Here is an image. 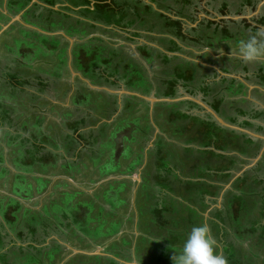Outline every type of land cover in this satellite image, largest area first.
<instances>
[{
  "label": "rangeland",
  "instance_id": "obj_1",
  "mask_svg": "<svg viewBox=\"0 0 264 264\" xmlns=\"http://www.w3.org/2000/svg\"><path fill=\"white\" fill-rule=\"evenodd\" d=\"M8 1L10 2V0ZM121 1L123 2L124 0ZM230 1L228 0V2ZM134 6L135 3L130 2V8ZM4 7L6 9L4 1L0 0V27L5 24V21L1 20V18L3 19L1 11L4 10ZM44 14H46V9L42 10L39 5L35 4L31 11H25L21 15L19 21L11 22L10 28L0 33V119L1 114H4V110L9 111V119L7 121L9 124L4 126L5 132L0 134V221L5 225L6 233H11L12 238L23 245L21 242L26 240L25 236L29 232V226L25 221L19 224H7L6 219L10 220V210L6 212L7 215L2 216L4 210L8 208L7 205L14 199L21 203L22 208L17 210V212H13L12 216L14 215L16 218H19V215H21L24 217L26 210H29L30 214L25 218L28 219L33 228L38 232L37 234H40L43 228H45L44 226L46 228L52 227V229L58 227V231L61 234L58 238V242L60 243H65L67 240L72 243L77 242L78 239H82V237L78 236L81 233L80 236L85 234L92 242H99V244H103L106 247L107 251L118 254L122 244L127 242V245H131L132 241L130 242L128 236H123L119 242L109 243L107 241L109 235L116 234L120 231L123 226L122 222H124L122 216L125 217L124 223L126 226H130L131 217L133 218L134 215H138L137 227L145 234H157L161 236L162 224L159 221L160 219L165 221L163 227L166 233L170 234L166 239L171 243L175 241L174 244L176 247L172 251H167L170 252L171 257L175 256L182 250L184 241L192 227L205 225L204 222L202 223V219L195 208L196 206L202 208V196L199 194L202 188H200V183L197 184L192 179V176L200 174L202 169L209 167L207 166L209 159L206 157H208V154H214L209 152L203 153L201 151H198L197 154L194 152L196 150L188 149L187 147L184 149L180 147V144L183 142L185 145H189L190 141H192V143L194 142L198 146L201 143L193 140V136L198 131H202V133L207 131L206 128L192 119L190 121L184 120L180 115V112L184 113V111L180 110L181 108L176 105L156 108L153 115L155 122L160 131L166 133L167 129L169 130L170 142L166 144L164 141L159 140L161 143H164L159 151L160 156L157 153L158 151H154L153 154L149 152L145 153L138 144V140L146 137L145 133L151 126L148 123L150 117L147 116L150 113H137L136 106L144 102L141 101L140 103V100L133 97V100H131L132 103L128 104L126 110L123 111V116L116 120L117 125L114 124L112 127L111 125L102 124L93 133L94 141L96 140L97 143H102L96 151H94L95 147H93L92 150L84 152L75 165L74 162L67 161L73 149L70 145L71 141L67 139L65 132L71 130L70 127L80 121L78 120L80 118L79 116L84 115L86 112L91 114V112L96 111L97 115H104L111 106L112 98L107 93L97 92L98 90L95 88L91 89L86 83L87 80H90V85L100 84L105 80L103 76L99 78L98 72L93 70L95 66H103L108 73L118 70L120 67L124 71L125 67H127V76H129L127 80L136 83V88L145 85L146 89L153 84L158 91L162 88L161 80H164L163 78L166 74H163L162 68L158 66L159 63H155L150 69L151 71H145L146 73L141 72L139 67H145L143 66L145 60L140 59L141 51L139 52L140 62L135 57L129 60L128 64L123 62L124 52H127V50L125 45H122L121 41L118 40L119 38H115L108 31H102L105 40H96L94 39L96 37L92 36L94 34L91 35V33L86 34L83 32L89 27L87 24L84 26L78 25L81 34L78 33L75 37L69 36V39H71L69 43L67 38L63 39L60 36L62 32L59 34L58 32L56 33L57 26L55 27L53 25L50 28L46 26L45 18L43 19ZM31 16H34V18ZM249 16L251 17V15L246 17L249 18ZM75 17L79 16L73 15V18ZM151 18L147 20L150 24L149 26L157 22L153 16ZM69 23L71 22H67L65 25L74 24ZM61 24V27L68 31L63 26L64 22H61ZM35 26L39 29L37 30ZM73 26L75 27L76 25ZM155 27L158 28V25ZM44 29L47 32L42 31ZM90 30L91 32L93 31V29ZM199 34L200 37L203 36L208 40L212 37L207 31ZM243 38L240 36L237 39ZM212 41L213 43L215 42L214 44L217 49L206 50L208 52L205 54L208 53V56L204 57L210 63L215 60L216 63L218 61V64L222 62L225 64L224 62H228L224 59L225 56H232L233 58L240 56L238 47L235 44L233 46L231 43L229 48H227L228 51L224 50V47L219 46L220 35L214 37ZM159 43L165 46L160 40ZM189 44L192 48V54L185 53V56L195 58L196 61L205 64L204 61L199 59V55L196 54L198 47L194 44ZM74 45L79 51H82L80 60L83 62V65L78 61L79 59L74 58L72 60L71 49ZM65 48L67 50L70 48L68 51L69 54L65 51ZM73 56L79 55L73 53ZM106 59L112 60L103 62ZM256 61L245 62L244 64L252 69L259 67L260 63L263 62L259 59ZM175 62H179V60H175ZM235 64L233 63V65ZM194 67V65L188 66L191 71L194 70ZM197 70L202 71L203 69L200 68ZM96 71H99L98 68H96ZM72 72L74 73L73 75ZM121 73L122 70L119 69L117 74ZM147 73H151L153 78L150 79L146 75ZM12 74L15 75L14 79L17 82H21L22 79L26 83V85H23L24 91H21L20 87H16V85L10 87L9 84L10 82L12 83L10 75ZM134 77H136V82L133 81ZM75 86L77 90L72 92L71 89ZM208 86L213 90V85L209 84ZM215 90L217 91L218 89L215 88ZM135 92L133 91V93ZM76 104H81L84 107L87 106L89 110L82 109L84 111L79 112V110L77 111V109L72 107V105L77 107ZM10 117H12L11 123ZM38 117L41 119V123H37ZM127 124L131 132L120 129L121 131L118 132V136L116 130ZM211 129L213 128H208V131ZM41 132L52 140L46 141L47 149L51 148L54 150L53 144H57L59 148L58 154L52 157H48L50 155L47 153L48 151H40L38 156L46 155L47 157L40 158L41 163L36 164V157L30 145L33 144L32 142L34 140H42L40 136ZM10 133L13 137L19 136L18 139L16 141L10 140ZM34 135L39 136L36 138ZM113 135H116L115 140L111 137ZM120 136L124 137V150L116 149L115 143L119 142ZM21 137L27 140V142L22 143V140H20ZM233 140L235 147L249 145L246 143L245 136L242 138L237 137L236 140L234 137ZM223 141L225 143L228 142L226 137ZM61 143L63 144L62 146ZM16 149L22 151V154H20L22 155L21 158L26 160L24 165L26 163L32 165L34 162L32 167L25 168L27 171L25 173V181L22 180V184H25L22 186V189L29 187L30 192L28 193L22 190L20 191V195L17 191L13 192L14 190H12L14 174L24 172L20 167L16 168L13 163L15 155L13 153L11 154V151ZM62 149L65 154H60V151H63ZM209 151L213 152L214 150ZM54 152L57 153V151ZM214 158H216L215 155ZM214 158L213 168L220 166L217 162H222L220 158L218 160ZM178 167L181 171L179 176L174 172V168ZM6 168L10 171V175L8 176L4 170ZM140 168L143 170L141 173L142 185L138 186V183L133 180L132 175L138 173ZM123 174H127L129 179L127 180V177L122 178L121 175ZM189 174L191 176L186 177ZM61 177H64L63 179L65 180L70 178L69 183L60 181L62 180L60 179ZM49 178L52 180H48ZM101 178H109V181L106 184L101 183V185L98 183ZM187 178L191 179L187 180ZM152 181H156V185L166 187L162 188L164 192H167V188L169 187L173 191L172 184L180 187L182 193L179 191V194L182 195L181 197L184 198L186 203H179L176 199L168 198L156 204L154 198L155 189L153 190L151 187ZM38 185L44 188L43 192L37 193L36 188ZM256 185V182L249 185V188L252 186V191H249L252 193L249 196L254 199H243L240 202L236 201L238 203L236 204L235 210L228 209L222 213L221 211L216 213L217 216L223 218L224 223L230 225V229L234 225V231L232 230V233L237 239L231 238V235L228 236L226 234V232L228 233L227 230L223 231V251L226 257L229 258L228 263L235 261L236 264H264V261L259 258L262 248L259 247L260 245L256 246L257 248L255 247L257 245L256 235L253 234L255 231H257L256 233L264 231L262 230L263 227H260V225L264 224V214L261 217L263 205L260 200V193L256 190L254 191ZM63 192L68 199L61 197L57 201L54 200L56 197H60V193L62 194ZM67 192L70 194H66ZM27 194H31V196L25 199V197L29 196ZM72 195L80 203H85L88 209H84L83 213L79 212V210L75 212L73 206L71 204L69 205L71 203L70 198L73 199ZM89 195L92 198L95 197L97 201L94 200L91 203L92 198ZM43 200H50L49 202L51 204L49 208L52 212H46L44 214V209L40 205ZM113 209H116L117 212H114ZM158 213L159 218H157ZM66 218H72L71 221H74L77 230L79 229L77 233L74 229L67 228L66 224L68 222L60 221ZM247 224L249 225L247 226ZM208 225L211 232L213 229L218 228L213 221L209 222ZM19 232H22L21 238L23 239L17 238L16 234ZM166 239H164V243ZM7 240L8 238L5 242ZM135 242L138 247V252L144 249L140 252L142 256L145 255V251L150 255L148 264H173L171 261L163 262L154 255L156 251H164L161 241L159 243H152L140 237ZM263 242L264 240L261 239L260 243L263 244ZM62 251L64 250L62 249ZM12 252L14 253L10 254V256L17 257L18 260L22 257V255L16 254V249H13ZM47 255L49 259L46 258ZM59 255H61V252L58 250V247H54L48 253H27L21 261L17 260V263L46 264L48 261L50 262L49 264H55V261H59ZM80 260L72 258L69 264H100L103 262L94 259V263H92L93 261L87 258ZM104 261V264H116L112 259H106Z\"/></svg>",
  "mask_w": 264,
  "mask_h": 264
},
{
  "label": "crops",
  "instance_id": "obj_2",
  "mask_svg": "<svg viewBox=\"0 0 264 264\" xmlns=\"http://www.w3.org/2000/svg\"><path fill=\"white\" fill-rule=\"evenodd\" d=\"M1 1H4L5 5H7V3H6L7 0H1ZM26 1H28V3L26 5V7L23 9H21L18 4H23L25 2L24 0L23 1H14L13 3L15 4V6L13 5V3L11 4L12 6L10 5V10H11V8L15 9V10L20 9L18 14H15V15L12 14L13 18H15L17 16L21 17V15L24 14L23 12H25V11H28V12L31 11L35 4L39 5L40 8L46 9V14H44L43 17L47 16V12L52 11L55 13H59L61 11V4L62 3L60 0H56L55 5L52 7L42 3L41 0H26ZM112 1L113 0H107L106 3H111ZM10 2H11V0H10ZM131 2L135 3V6L133 8H131V10L130 9L128 10L127 17L125 18L126 22L134 20L133 24L131 25L132 26L131 28H127L125 30H122L120 27L116 28L115 26H112V25L107 26V25H104L103 23H101L99 21L90 19L91 21L90 20L84 21V25L87 24V26L90 27V28L88 27L85 30V33L86 34L91 33V35L94 34V35H92V36L96 37L94 39L101 40V41L105 40L102 31H105V32L108 31L115 38H119L118 40L121 41L122 45L123 44L125 45V48L128 52V54H126V55L124 54V56H123V60L127 61V62L129 59H133V57L139 59V52L140 51L138 50V48L143 46V45H146L149 48H151V56L153 53H155V56H156L158 52L162 53L163 51H164V54H166L168 57H175L176 55L179 56V54H180L181 57L179 56L178 58L185 59L186 61L195 64V68L200 66V67L205 68L207 70L206 72H208V70H209L210 73H214V77H216V79L213 80V79H211L212 76H209V77L206 76L205 69L202 71H200V70L194 71V73H193L194 76L192 79V81H193L192 85L188 86L187 89H189V90L191 89L193 91L195 90V93H196L198 91V89H200L202 86H204L205 81L209 79L208 81H211V83L214 87L213 90L216 93H219L220 96L225 95L224 97L226 98V101H224V104L222 106L223 108L221 107L220 113H217L216 111L215 112L229 124H232L230 122L231 119L233 117H235L236 115H238L237 110L232 109V111H230L229 117L224 116L221 113L223 112V110L231 108L230 103H229L230 98L228 97V90L231 89V92H233V91L236 92L239 90V88L237 85L238 83L233 87L229 86V85L227 86V84L223 85L222 82L225 78L231 79V80H237V82H241L244 85V87L246 88L243 91L244 93L236 94L237 96L230 99V100L243 99L246 109H248L250 111L257 110L259 112L264 111V84H259L260 79L257 78L260 75L259 69H258L259 67L252 68V69L248 67L247 73L242 72L241 69H240V71L237 70V71L232 72V73H227V72L225 73L222 70V66L220 64L214 65L213 63H208L207 62L208 60H205L203 54L208 52V51H206V50H208L207 48L200 49L196 52V54L199 55V59H201L202 61L205 62V64H204L202 62L200 63L199 61H196L195 58L186 57L185 53L192 54L191 53L192 48L190 47V45L183 44V43H181V47L178 45L181 48L180 52L166 53L168 51H166L164 46L159 44L158 39H159V37H164V38H168V39H171L174 37L171 35V33L160 34L158 29L152 30L151 26H149L150 24L147 22V20H149L152 17L151 16L152 11L156 12V13H162L166 16H167V14L170 15V12H167V11L165 12L164 10L160 9V7L157 4H152V2L150 0H131ZM94 5H95V2H91V6L89 7V9L91 11H94V9H95ZM147 7H150L151 11L147 10ZM147 11L150 13H148ZM38 13L40 14V12H38ZM175 14L173 13L172 16L170 17V18H172V20L175 19ZM248 15H251V17L250 16H249V18L246 17ZM246 16H245V19L248 18L247 20H251V23H249V24L256 27L257 25L254 22V20L257 18H260V17H264V0H261V2L257 4L254 11H252L250 9V11H248V14ZM20 17L18 18L19 20H20ZM31 17L34 18V16H31ZM35 18H36V16H35ZM142 22H144V24H142ZM153 24L155 25L156 23L154 22ZM84 25H82V26H84ZM35 28L37 30L39 29L36 26H35ZM90 29H93V31L91 32ZM261 30L264 31V27H262ZM42 31L47 32L45 29ZM78 31H80V30H78ZM52 33H54V32H52ZM78 33L81 34V31ZM78 33L76 32L77 35H78ZM42 34H44V33H42ZM114 34L117 36H115ZM69 40L71 42V39H69ZM177 44H180V42ZM152 51H154V52H152ZM130 55H132V56H130ZM140 59L145 60L143 62V66H145V67H143V68L141 67V70H140L143 73H146L148 70L151 71L150 69L152 68V66L155 63L158 64L157 61H159V60L155 59L156 61L153 62V60H154V58H153V59H150L149 62H147L146 56H144L142 53H141ZM140 59L138 60L139 62H140ZM259 60L263 61L262 63L264 64V57L259 58ZM98 67L101 68V70L105 71L104 67H101V66H98ZM207 67H209V68H207ZM119 69L122 70V73L117 74V72H116V76L113 78H111L109 76L110 73L105 72L108 79L104 80L100 84L90 85L89 84L90 80H87V82H86L91 89L95 88L96 90H98L97 92L100 91V92L107 93L108 96L112 98V101H111V106H110L109 110L106 111V113H104V115H97L96 111H94V112H91V114L89 112L88 113L86 112L84 115L79 116L80 118L78 120H80V121L84 120L85 124L84 123L81 124L82 126H80V128L77 130L76 133L70 132V134L73 136V138H75V144L73 146H71L73 149V152L70 153L71 156L69 155V158L67 159V161L74 162V165L77 164V162L79 161L78 157H82L84 152H86L88 150H92L93 147H95L94 151H96L97 148L100 147V145L102 144L100 142L97 143L96 140L94 141V139H93V133L96 132L98 127L102 124H107V125H111V126L114 124L117 125L116 120L118 118H121V116H123L122 113L128 107L127 105L132 103L131 100H133L132 99L133 97H136V96H133V95H130L127 93H120L119 94V91L120 92L121 91H125V92L127 91V92H132V93H133V91L134 92L136 91L135 93H137L141 96L148 97V96L153 95L154 97H157L156 92L158 91V89H156L155 86H154V88L147 87L145 89V85H144L143 87H137L136 88L135 87L136 83H132L131 81L128 82L127 79L121 77L124 75L126 76L128 74L125 72L126 70L123 71L122 67H120ZM73 74L74 73L72 72V75ZM146 75L150 79L153 78L151 73L150 74L147 73ZM246 77L251 78V82L247 81ZM262 77H264V69L262 72ZM128 79H129V77H128ZM133 81L136 82V77L133 78ZM208 81H207V84H208ZM127 83H132L133 86L128 87ZM226 87H229V89H227ZM215 88H217L219 91L217 90L218 91L217 92L215 90ZM76 90H77L76 86L71 89L72 92H74ZM116 92H118V93H116ZM187 94L188 93H186V91L183 90L182 88L179 89V93H178L179 97L186 96ZM193 97L198 98L202 101L204 99H206V98H204L203 94H201L200 92H197L196 96H193ZM136 98L138 100H140L139 101L140 103H141V101L144 102L143 104H141V105L139 104L136 106L137 107V113H150V115H147V116L150 117V121L148 123L151 124L150 128H148V130L145 133L146 137L144 139H139L138 144L140 145L141 149L143 151H145V153L149 152V153L153 154L154 151H158L157 153L160 156L159 151L161 150L162 144H164V143L167 144L168 142H170V138L168 135L169 130L167 129L166 133L160 131L159 127L157 126V123L155 122L153 115L156 111V108L163 107V106L158 105V103H152L153 105L151 106L147 100H145L141 97H136ZM213 100L214 99L207 98L205 100L206 105H208L210 107L211 106L210 103ZM127 101H129V102H127ZM181 102H166V103L169 105L170 104H176V106L180 107L181 108L180 110L184 111L185 114L193 115L194 117H197L199 119L201 118V120H203L205 122L209 121V120H207V115H210V114L205 109H203L201 107L200 110L194 109L191 111H186V107H184V105L180 104ZM76 105H77V107L76 106L74 107V105H72V107L77 109V111L79 110V112H82V111L88 109L87 106L84 107L81 104H76ZM68 106H70V105H68ZM164 107H166V106H164ZM210 108L212 110H214L212 107H210ZM82 109H84V110H82ZM251 113L253 116L255 115V112H251ZM90 118H92V119H90ZM212 120H213V118H212ZM244 121L251 122L252 125L249 127H245V128L240 127L239 125H236V126L243 128V129L247 130L248 132H251L254 135H257V137H254L253 135H249V134H246L244 132H240L242 134L247 135L251 139L257 140L260 142L261 148L259 150L258 155L255 157L239 155L238 153L235 152L237 150L234 149L235 147H233V146H229L228 152H225V153L218 152L216 150L217 154H225L228 156L240 157V160L234 164V167H235L234 170L231 171V173H232L231 179L228 182L224 183L221 180V178L217 179L218 174L215 173L214 170H211V172H209L207 174L206 168L203 169V171L201 170L200 174L194 173L195 176H192V179H194L197 184L200 183V188H202L199 191V194L202 196L201 197L202 198L201 203L203 205H202V208L201 207L198 208L196 206L195 207L196 211H198V214H199L200 218L202 219V223L204 222L205 225L209 226L208 225L209 222L213 221L218 226L217 229H213V231L211 232V235L214 237V239L217 242V246L215 249L216 254L224 257L226 259V261L229 258L226 257V255L223 251V249H224L223 231L227 230L228 233L226 232V234H228V236L231 235V238H234V239H237V238L232 233L234 231V225H233V227H231V229H230L229 224H226L224 226L223 218L221 216H217L216 213L220 212V211L222 213V212H224V210L227 211L228 210V209H226L227 205H229L230 210H234V208L236 207V204L238 203L236 201H239V200H237V198L240 199L241 196H243L244 194H247V196H245L244 199H254V198L249 196L252 193V192H249V191H252V186L249 188V185L253 184L254 182L257 183V185L254 187V191L256 190L257 192L260 193L259 194L260 200L262 201V205L264 206V140H263V138H264V112H263L262 117H260V118H257V119H255V118H251V119L239 118L237 120V123H242ZM124 128H126V129H124ZM221 128H223V127H221ZM120 129H122L123 131L124 130L129 131L128 124L123 125L121 128H118L116 130L117 131L116 134L118 136H119L118 132L121 131ZM224 129L239 132L237 130H233V129H229V128H224ZM260 129H262V131H260ZM91 130H93V131L91 132ZM129 132H131V129ZM80 136H82L81 139H80ZM118 136H117V138H118ZM111 137L114 139L116 137V135H113ZM176 139L178 140V138H176ZM159 140H161L162 142L164 141V143H161ZM123 141H124V137H121L119 139V142L115 143L116 149L118 148V149L124 150L125 147L123 145ZM36 143L40 145V148L45 147L41 143V141H39V140ZM180 145L179 146L184 148V149H185V147H187L188 149L191 148L192 150L194 149V150H196V151H194L196 153L198 151H205L208 149L214 150V148H208L207 149L204 147H200V145L196 146L195 143H190L189 145H185L182 142ZM45 148H47V147H45ZM54 151H57V153H58V148H57V150H53V152ZM60 154H65L64 150L60 151ZM161 154H162V152H161ZM259 155H261L260 158H259ZM142 171H143L142 168H140L138 173H134V175H132L133 180L136 183H138V186L142 185V177H141ZM174 172L177 173V176H179L181 171L178 167V168H174ZM121 176H122V178L127 177V180L129 179L127 174H123ZM190 176H191V174H189L186 177H190ZM63 178L64 177H61L60 179H62V180H60V181H66V182L70 181V178H68L67 180H65ZM113 178H111V179H113ZM190 179L191 178H187V180H190ZM48 180H52V179L49 178ZM108 181H109V178H107V179L101 178L98 181V183L106 184ZM237 181H239V182H237ZM151 185H152L151 187L153 188V190L155 189L154 198H155L156 204H158V202H160L161 200L168 199V198H171L173 200L176 199L179 203H181V202L186 203V201H184V198L181 197L182 195L179 194L180 192L182 193V190H180V187L174 186V184H172L171 186H172L173 191L169 187V188H167L168 191L164 192V191H162V188H166V187L161 186V185L160 186L156 185V181H152ZM43 190H44V188L41 187L42 192H43ZM93 191H94V189H93ZM230 193H232V195H230ZM66 194H70V193L67 192ZM59 196L60 197H56L54 200L57 201L61 197L62 198L65 197L66 199H68L67 196L64 195V192L62 194L60 193ZM89 196L92 198L91 195H89ZM235 196H236V200H235ZM255 198H256V196H255ZM73 199L70 198L71 203H69V205L71 204L73 206V209L75 210V212L79 210V212L83 213L84 209H88L87 205H85V203L84 204L80 203L79 200L77 198H75V196H73ZM95 199H96L95 197L92 198L91 203L94 202ZM50 200H43L40 203L41 208L44 209V214L46 212H52L49 208V205L51 204L49 202ZM95 201H97V200H95ZM113 211L117 212L116 209H113ZM86 212H88V211H86ZM213 212H214V215L212 216ZM51 214H53V213H51ZM137 217H138V215H134L133 218L131 217V225L126 226V224L124 223L125 217L122 216V218L124 219V222H122L123 226L121 227L120 231L116 234L109 235V238L107 239V241L109 243L119 242L121 237H123V236H128L130 239V242L132 241L131 245H127V242H125V244H122L120 246V250H119L118 254L107 251L106 247H104L103 244H99V242H92L91 239L87 238L85 234L80 236L81 233H79V235L78 234L77 235L79 237H82V239L81 240L78 239L77 242L72 243V242L67 240V242H65V243L64 242L60 243V242H58L59 241L58 238H59V236H61V234L58 231V227L55 229H52V227L46 228V226H44L45 228H43V230L40 232V234H37V236L38 235L41 236L44 233L45 236H44L42 242H36L37 244L34 243V244H32V246L34 248L39 249V250L41 249L43 253H48L49 250L53 249L54 247H58V250L61 252V255H59L60 256L59 261L54 262L55 264H69V262H70V260H72V258H76L78 260H80V259L85 260L87 258V259H90L92 261L94 259H98V260L103 261L100 264H104L105 263L104 260H106V259H112V260H114V262H116V264H148V260H149L148 258L150 257V255L147 254V252L145 251V255L142 256L140 254V252L144 249H142L138 252L137 251L138 247H137V244L135 242L138 240V238L143 237L144 239L149 240L152 243H155V242L159 243L161 241L163 243L164 251H160V250H159V252L156 251L154 255L157 256V258L161 259V261H163V262H167V261L173 262L172 257L169 254L170 252H168L167 250L172 251L173 249L176 248L175 244H174L175 241H172V243H171L170 241H168L166 239V237H168L170 234L166 233V230L163 227L165 221H162V219H160V221H159L162 224L161 236H159L157 234H148V233L145 234L144 232H141L137 227V221H138ZM71 219L66 218V219H63L60 221L68 222L66 224L67 228L68 229L72 228L77 233L79 229L77 230L74 221H71ZM82 230H84V229H82ZM3 231L5 233L7 231L6 228ZM8 234L11 236V233L8 232ZM26 236H25V238H26ZM53 238H54V240H53ZM134 239H135V241H134ZM164 239H166L165 243H164ZM126 240H128V239L126 238ZM10 241H14L17 243L16 245H20V243L15 241L11 236L10 239L8 237V240L6 243L4 242L6 244L4 250L7 249L8 247H10ZM32 241H33V239L28 236L26 238V240L24 242H21V243H23L22 246H26V245H31ZM7 243L9 245H7ZM62 249L64 251H62ZM4 250L0 249V252H3ZM31 251H32V249H31ZM141 256H142V258H141ZM46 258H48V255ZM49 263L50 262L47 261L46 264H49ZM92 263H94V261ZM227 264H229L228 261H227ZM232 264H236L235 261H233Z\"/></svg>",
  "mask_w": 264,
  "mask_h": 264
},
{
  "label": "trees",
  "instance_id": "obj_3",
  "mask_svg": "<svg viewBox=\"0 0 264 264\" xmlns=\"http://www.w3.org/2000/svg\"><path fill=\"white\" fill-rule=\"evenodd\" d=\"M14 1H23V0H12L11 1V4L14 2ZM25 2L23 4H18L19 7L21 9L25 8L28 1L24 0ZM42 3L48 5V6H54L55 3H56V0H41ZM62 1L61 3H65L67 2L68 4H70L71 6L75 7V8H78V7H81V9L78 11L79 12V16L82 18V19H86V18H90V19H93V20H96V21H100L101 23H103L104 25H112V26H115L116 28H121L122 30H125L127 28H131L134 20L132 21H129V22H126L125 21V18L127 17V12L128 10L130 9V0H124L123 2L121 0H113L111 3H106L107 0H60ZM168 0H157V3L160 5V8L163 7L165 11L167 12H170V7H164V6H161L163 5L164 3L166 4ZM196 1V3L198 4V1L197 0H190V6L192 4H194ZM217 0H210V2H215ZM91 2H95V9L94 11H91L89 9V7L91 6ZM180 4H183L181 6H184L186 4L189 3L188 0H180L179 1ZM209 2V3H210ZM261 0H240L239 3H241V7L239 8L237 14H241L242 13V10H243V7L244 6H248L252 11L255 10L256 6L258 3H260ZM140 3V2H139ZM208 3V4H209ZM13 5L15 6V4L13 3ZM12 6V5H11ZM64 9L69 12L70 11V8L69 7H64ZM147 10L151 11V8L150 7H147ZM20 11V9H12L10 10V12L12 14H18V12ZM176 15H178L179 17H183L184 16V13H183V10L180 9H176ZM148 12V11H147ZM150 13V12H148ZM172 13V12H170ZM55 12H49L47 16L43 17L45 18V22L47 23L46 26L48 28H50V26H57L59 29H63L61 26V22H64L63 26L65 28L68 29V31H70L69 33H73L72 30H75L74 32H78L76 30H79V28L77 27L78 25H84V20H76V21H73L71 19V16L70 15H67V14H63L60 16V14H57L58 16H55L54 15ZM220 14L221 15H227L228 14V10H227V3H223L221 5V9H220ZM151 16H153V18H155L157 20L156 24H151V29L152 30H155V29H158L159 32H161L160 34H164V33H171L172 36L176 37V38H179L182 40H186V38H184V35L182 33V25L183 23L179 20H172L170 17L162 14V13H156V12H151ZM59 21V23H58ZM67 22H71V23H74V24H71V25H68L66 26L65 24ZM242 22V25L243 27L238 31V37H244L243 39H235L234 43H233V36L230 34V31L228 28H222V29H219L217 24L213 23V22H210V21H207L206 23V26L207 28H210V27H213L215 26V29L213 30V34H216V33H220V43H219V46L220 47H224L226 51H228L227 48H229V46L233 44H235V46L238 47V44L241 40H246L249 36L251 35H255L258 31L259 32H264L261 30L262 27H264V17H260V18H257L254 20V22L256 23V27L255 26H252L251 24H248L247 21H241ZM142 24H144V22H142ZM73 25H76L75 27ZM158 25V28H156L155 26ZM92 27V26H91ZM57 28V29H58ZM47 29V28H46ZM248 30V32L246 31ZM115 35V34H114ZM116 36V35H115ZM200 36V35H199ZM218 36V35H217ZM160 42H163L165 44V47L166 46H169V48L167 49L168 53H176V52H180L181 51V48L176 44V42L172 39H168V38H164V37H159ZM203 40V41H202ZM231 40V41H230ZM193 43V42H192ZM215 43V42H214ZM213 43V41H210V39H206L205 37H196V40H194V45L196 47H198V50L200 49H211V50H216V46L215 44ZM160 44V43H159ZM226 45V47H225ZM234 46V45H233ZM149 49V50H148ZM151 48H149L148 46L146 45H143L141 47L138 48L139 51H141V53L146 56L147 60L149 59H153V62H155L156 60H159L157 63H162L163 65L167 66L169 65L170 63L173 62L172 64V68L170 70H164L163 71V74H166L164 75V80L162 81L161 80V85H162V88L158 91V96H160L161 98H170V99H175V98H178L179 95H178V89L179 88H182L183 90L186 91V93H188L189 95L191 96H196V93L197 92H200L201 94H203L204 98H210V99H214L210 104L214 111H216L217 113H220L221 111V107L223 106L224 104V101H226V98L224 96H220V95H217V93L215 91H213L212 89H210V87L206 84H204V86H202L200 89H198V91L195 93V90H189L187 89L188 86L192 85V79H193V71L194 70H197V69H200L202 68L203 70L205 68L203 67H194V70L191 71L190 68H188V66H192L195 64L191 63V62H188L186 61L185 59H181V58H178V57H168L166 54H163L161 52H158L156 56H151V51H150ZM149 52H150V55H149ZM154 52V51H152ZM204 57H207L208 54H203ZM156 59V60H155ZM224 59H226L228 62H224L225 64H223V62L220 64L222 66V70L226 73H232V72H235L237 70H239L238 68H240L242 70V72H245L247 73L248 72V67L244 64L245 61H243V59L241 58H238V57H234V58H231L229 56H225ZM112 59H106L104 60L103 62H109L111 61ZM175 60H179V62H175ZM128 64L127 61H124ZM208 63H210L209 61H207ZM257 62V61H256ZM83 63V62H82ZM211 63H216L215 60H213ZM233 63H236L235 65H233ZM218 64V61L217 63ZM171 65V64H170ZM103 67V66H101ZM187 67V68H186ZM96 68H98L99 71H96ZM86 69V68H85ZM259 73L260 75L257 77L258 79H260L259 81V84H264V77H262V72H263V69H264V64L263 63H260V66H259ZM93 70L95 72H98V75H99V78H101L102 76L105 78V80L108 79V77L106 76V70L103 71L101 70L98 65L95 66L93 68ZM119 70V68H118ZM118 70H114L113 72H111L109 74V76L111 78L115 77L116 76V72ZM126 70L125 72L128 73V69L127 67H125ZM207 70L205 69V72ZM173 72V73H172ZM103 73V74H102ZM209 70L208 72H206V76L209 77L210 74H209ZM105 74V75H104ZM125 74V73H124ZM14 74L10 75V79L12 81V83L10 82V87L13 86V85H16V87H20V90L21 91H24V88H23V85H26V83L24 81H22L21 79V82H17L15 79H14ZM122 78H125V79H128L129 76H121ZM214 77V75H213ZM246 80L251 82V78L249 77H246ZM128 82L130 80H127ZM238 83V84H237ZM42 84V83H41ZM128 84V87L129 86H133L132 83H127ZM223 85H226L227 86H235L236 84L238 85V88L239 90L236 91V92H231V89H229V87H226L228 90V94H229V98L232 99L234 97H236L237 95L236 94H242L244 93L243 91L246 89L244 87V85L241 83V82H237V80H231V79H227L225 78L222 82ZM44 85V84H42ZM41 85V86H42ZM211 91H213L211 93ZM35 95V94H34ZM220 96V97H219ZM204 99L203 101L205 102ZM229 99V103H230V106L231 108L230 109H225L223 110V112L221 113L222 115L224 116H227L229 117L230 115V111L233 110H237L238 112V115H236L235 117H233L231 119V123L234 124V125H239L240 127H249L252 125L251 122H248V121H244L242 123H237V120L239 118H260L262 117L263 115V112L264 111H257V110H253V111H250L248 109L245 108V103H244V100L243 99H240V100H230ZM240 102V104H238ZM79 103V102H78ZM180 104L184 105V107H186V111H191V110H194V109H198L200 110V107L194 103H192L191 101H182ZM161 106H171V105H176V104H167V103H162V104H159ZM243 106V107H242ZM223 108V107H222ZM228 111V112H227ZM4 114H1V119H0V134L4 133V126L9 124L7 123L8 119H9V111L8 110H4L3 111ZM251 112H255V115L253 116ZM180 115L183 117L184 120H194L196 122H198L199 124H202L207 131H204L202 133V131H198L197 133H195V135L193 136L194 139L196 142H200L201 144L200 147H204V148H214V151H201L203 153L205 152H209V153H213L216 158H214V155H210L208 154V162L209 163L207 166L209 167H206V170H207V174L209 172H211V170H214L215 173H217V179L218 178H221V180L225 183V182H228L231 177H232V173L231 171L234 170V164L236 162H238L240 160V157H236V156H228V155H225V154H217L216 153V150L218 152H228V148L229 146H233L235 147V144H234V137H235V140L237 137L239 138H242L245 136V139H246V143L249 144V145H246V146H243V145H240L238 147H235L234 149H236L237 151H235L236 153H238L239 155H242V156H249V157H255L258 155L259 153V150L261 148V144L259 141L257 140H253L251 139L250 137H248L247 135L245 134H242L240 132H236V131H230V130H227V129H224V128H221L214 120H212V117L210 115H207V120H209L208 122H205L203 120H201V118H197V117H194V116H191L190 114H185V113H182L180 112ZM11 119L12 117H10V123H11ZM37 123H41V119L38 117L37 119ZM85 124L84 120H81L77 123H75L73 126L70 127L71 130H67L65 132L66 136H67V139L71 141V146H73L75 144V138H73V136L70 134V132H73V133H76L77 130L80 128V126H82L81 124ZM213 128L211 130L208 131V128ZM259 130V129H258ZM41 131V130H40ZM260 131H262V129H260ZM9 133V132H8ZM228 135V136H227ZM36 138H38V136L34 135ZM41 136V143L46 147V141L50 140V138L46 135H44L42 132L40 134ZM227 138L228 142L225 143L223 141V139H225V137ZM19 137V136H18ZM18 137H13L12 134L10 133L9 134V138L10 140L12 141H16V139H18ZM82 138V136H80V139ZM22 140L21 142L24 143L25 141L27 142V140H25L23 137H21ZM52 141V140H50ZM222 141V143H221ZM37 140H34V142H32L33 144L30 145V143H28L30 146H31V149L32 151H34V154H35V157H36V164H40L41 163V160L40 158H44V157H47L46 155L44 156H38L40 154V151H48L47 153H49L50 155L48 157H52L54 155H57L58 153L56 152H52L53 150L52 149H47L45 147L43 148H40V145L36 143ZM10 143V142H9ZM49 144V142H47ZM190 143H192V141H190ZM194 143V142H193ZM27 144V145H28ZM53 148L54 150H57V148H59V146H57V144H53ZM63 144L61 143V146ZM52 147V146H51ZM57 147V148H56ZM250 147V148H249ZM234 152V151H233ZM14 154L15 155V158H13V163L15 165V167H20V169L24 170V172L22 173H16L14 174L13 176V183H12V190H14L13 192H16L19 193L20 195V191L24 190V191H27L28 193L30 192V188L29 187H25L22 189V186L25 185V184H22V180L25 181V173L27 172L25 168H29V167H32V165L34 164V162L32 163V165L26 163V165H24V162H26V160L22 159V151H19V150H13L11 151V154ZM52 154V155H51ZM198 154V152H197ZM71 156V155H70ZM80 157H78L79 159ZM213 158L218 160L220 158V161L222 162H217V164H219L220 166L218 167H214V162H213ZM26 166V167H25ZM5 170V174L8 176L10 175V171L6 168L4 169ZM203 171V169H202ZM3 175V174H1ZM208 176V175H207ZM34 177V176H33ZM1 178V177H0ZM5 178V176H4ZM240 180V179H239ZM239 182V181H237ZM16 189V190H15ZM36 191L37 193L41 192V187L38 185V187L36 188ZM36 193V192H35ZM29 195L28 197H25V199H28L31 194H27ZM230 195H232V193H230ZM247 196V194H244L243 196H241V198H237V200H239V202L241 200L244 199V197ZM12 198V197H10ZM24 199V198H23ZM235 200H236V196H235ZM7 210H4V212L2 213V216L4 215H7V211L10 210V220L9 219H6V222L7 224H19V223H22V222H26L29 226V232L26 236V238L29 236L33 239V241L31 242V245H26L25 246H22V244L20 245H16L17 243L14 242V241H10V247L7 248V250H4L5 246H6V239L9 237V234L8 233H4V229H5V225L0 221V249L4 250L3 252H0V264H18L17 263V257L15 258L14 256H10V254H13L14 252H12L13 249H16V254H20L22 255V257H20V259L18 261H21L23 259V257L25 256V254L27 253H30V252H34V253H38V254H42V250L40 249H37V248H34L32 246V244L36 243V242H42L43 238H44V233L41 235V236H37V231L33 228V226L31 225V223L28 221V219H26L25 217L28 216L30 214L29 210H26V214L24 217H22L21 215H19V218H16V216H12L13 212H17V210L21 209L22 208V205L19 201L17 200H14L12 199L10 201V204L7 205ZM226 209H229V205H227ZM235 210V208H234ZM261 217H263V214H264V206L262 208V211H261ZM157 218H159V213L157 215ZM264 218V217H263ZM226 225V223H224V226ZM249 224H247L248 226ZM260 227H263L262 230H264V224L260 225ZM248 228V227H247ZM249 230V229H248ZM251 231V230H250ZM257 231H255V233H253L254 235H256V242H257V245H260L259 247H261L263 251H261L262 253H260L259 255V258L262 259V261H264V242L263 244L260 243V240L263 239L264 240V231L261 232L259 231L260 233H256ZM17 235V238L18 239H22L21 236H22V232H19L16 234ZM11 237V236H10ZM5 242V243H4ZM37 244V243H36ZM7 245H9L7 243ZM257 248V247H256ZM18 249V250H17ZM32 249V251H31ZM16 260V261H15ZM227 261H229V259H227ZM230 264V263H229ZM232 264V262H231Z\"/></svg>",
  "mask_w": 264,
  "mask_h": 264
},
{
  "label": "flooded vegetation",
  "instance_id": "obj_4",
  "mask_svg": "<svg viewBox=\"0 0 264 264\" xmlns=\"http://www.w3.org/2000/svg\"><path fill=\"white\" fill-rule=\"evenodd\" d=\"M63 1H65V0H63ZM150 1L152 2V4H157L160 7V5L157 3V0H150ZM179 1L180 0H168L166 2V4L164 3L161 6L168 7V8L170 7V10L169 11L172 12V14L173 13L174 14L176 13V11H175L176 9H178V10L182 9L183 10L184 16L183 17H181V16L178 17V15L175 14V19H173V20H179V21H181L183 23V25H182V33L184 35V38H186V40H182L181 41V39L176 38L174 36H173L174 38H171L172 40H174L176 42V44L180 42V44H178L180 47H181V43L188 44V45H190L189 43L193 44L194 43V40H196V37H200L199 36L200 35L199 33H202V32H205V31H207L209 34L212 35V37H210V41H212L213 38L216 37L217 35H220V33H216V34H213L212 33L213 30L215 29V26L210 27V28H207V26H206L207 21H210V22H213V23L219 25L218 26L219 29H222V28H225V27L228 28L229 31H230V34L233 36V39H231L233 41H234V39L238 38V31L243 27L241 21H247L248 24L251 23V20L245 19V16L248 14V11H250V8L248 6H244L243 7V10H242V13L239 14V15L237 14L239 8L241 7V3H239L240 0H234V1L231 0L230 2H228V0H217L215 2H210V0H197L198 1V4L195 1V3L192 4L191 6H190V0H188L189 3L186 4V5H184V6H181L183 4H180ZM130 2H131V0H130ZM224 2L227 3L228 14L223 16V15L220 14V9H221V5ZM6 3H7L6 9L4 7V10L1 11V15L3 17V19L1 18V20L2 21H5L4 22L5 24L0 27V33H3L4 32L3 31V28L4 27H7L8 29L10 28V22H11V19H12V13L10 12V2L7 0ZM64 7H69L70 8V11L67 12L64 9ZM80 9H81V7L75 8V7L71 6L70 4H68L67 2H65V3H62L61 4V11L59 13H57V14H60V16L63 15V14L70 15L71 16V19L73 21H76V20H84V21L90 20V18L82 19L78 15L79 14L78 11ZM160 9L164 10L163 7H161ZM42 10H43V8H42ZM130 10H131V8H130ZM2 12H4V13H2ZM57 14L55 13L54 15L55 16H58ZM172 14L171 13H170V15L167 14V16L171 17ZM73 15H78L79 17L73 18ZM235 17H242V18H240V19L237 20V19H235ZM70 31H66L64 29H57L56 30V33L58 32V34H59L60 32H62V34H60V36L63 39H66L67 38L68 41H69V43H70L69 36H74L75 37L77 35L76 32H74L75 30H72L73 33H69ZM76 31H78V30H76ZM246 31L248 32V30H246ZM78 32H80V31H78ZM83 32H85V31H83ZM168 48H169V46H166L165 47L166 51H167ZM69 50H70V48L68 50L65 48V51L66 52H68ZM71 51H72V60H74V58L79 59L78 61L83 65L82 61L80 60V58L82 56L81 55L82 54L81 53L82 51H79L75 45L72 47ZM73 53H76L79 56H75L74 57L73 56ZM162 53L164 54V51ZM166 53H168V52H166ZM68 54H69V52H68ZM124 54H128V52L127 53L124 52ZM154 54L155 53H153L152 56ZM179 56L181 57L180 54H179ZM179 56L176 55V57H179ZM230 57L233 58L232 56H230ZM238 58H241V56H239ZM129 60H132V59H129ZM146 61L149 62L150 59L147 60V58H146ZM170 64L167 65V66H165L162 63H159L158 66L162 68V71H164L165 69L168 71V70H170V68H172L171 67L172 66V63H170ZM213 64L216 65V63H213ZM207 68H209V67H207ZM238 69H239L238 71H240V68H238ZM139 70H141L140 67H139ZM209 74H210V76H212L211 79H213V80L216 79V77H213L214 73H209ZM208 80L205 81V85L207 84V81ZM208 84L212 85L211 81H208ZM151 85L152 86H150V88H154L153 84H151ZM179 89H178V93H179ZM156 94H157V97L156 98L162 99L160 96H158V91L156 92ZM167 99H170V98H167ZM162 103H164V102H160V103H158V105L159 104H162ZM232 125H234V124H232Z\"/></svg>",
  "mask_w": 264,
  "mask_h": 264
},
{
  "label": "clouds",
  "instance_id": "obj_5",
  "mask_svg": "<svg viewBox=\"0 0 264 264\" xmlns=\"http://www.w3.org/2000/svg\"><path fill=\"white\" fill-rule=\"evenodd\" d=\"M238 52L243 61L254 62L264 57V32H257L241 40ZM217 242L207 225L192 227L182 250L172 257L173 264H227L224 257L216 254Z\"/></svg>",
  "mask_w": 264,
  "mask_h": 264
},
{
  "label": "water",
  "instance_id": "obj_6",
  "mask_svg": "<svg viewBox=\"0 0 264 264\" xmlns=\"http://www.w3.org/2000/svg\"><path fill=\"white\" fill-rule=\"evenodd\" d=\"M19 17L20 16H17L15 18H12L11 19V22H15L16 20L19 21V19H18ZM238 18H242V17H235V19H238ZM11 22H10V24H11ZM6 29H7V27H4L3 28V31H5ZM116 93H118V92H116ZM120 93H127V94H130V95L136 96V97H141V98L147 100L150 103L151 106L153 105L152 103H160V102L166 103V102L191 101V102L195 103L196 105H198L200 108L202 107L203 109H205L211 115V117L213 118V120L219 126H221L223 128H229V129L237 130L239 132H244L246 134L253 135L254 137H257V135H254L251 132H248L247 130H245L243 128H240V127H238L236 125H232V124L227 123L214 110H212L208 105H206V103L204 101H202V100H200L198 98H195L193 96H190L189 94H187L186 96H183V97L175 98V99H167V98L158 99V98L154 97L153 95L152 96L145 97V96H141V95H139L137 93L127 92V91L126 92L125 91H121V92L119 91V94ZM263 140H264V138H263ZM260 157H261V155H259V158Z\"/></svg>",
  "mask_w": 264,
  "mask_h": 264
}]
</instances>
